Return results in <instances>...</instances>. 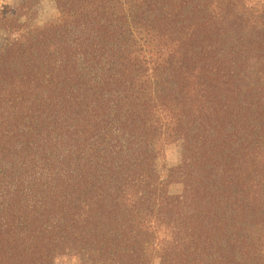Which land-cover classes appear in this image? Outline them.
<instances>
[{
    "label": "trees",
    "instance_id": "trees-1",
    "mask_svg": "<svg viewBox=\"0 0 264 264\" xmlns=\"http://www.w3.org/2000/svg\"><path fill=\"white\" fill-rule=\"evenodd\" d=\"M262 1L0 21V264H264Z\"/></svg>",
    "mask_w": 264,
    "mask_h": 264
},
{
    "label": "rangeland",
    "instance_id": "rangeland-1",
    "mask_svg": "<svg viewBox=\"0 0 264 264\" xmlns=\"http://www.w3.org/2000/svg\"><path fill=\"white\" fill-rule=\"evenodd\" d=\"M248 6H259L262 0H246ZM25 0H0V21L8 16L20 15L22 22H28L29 25L43 26L47 22L58 17V10L55 0H40L32 10L24 5ZM3 22V21H2ZM20 32H10L6 29H0V45L16 40ZM180 159V151L176 145H168L165 148L163 163L173 166ZM172 192L181 191L179 185H173ZM56 264H80L79 258L74 254H65L58 257Z\"/></svg>",
    "mask_w": 264,
    "mask_h": 264
}]
</instances>
